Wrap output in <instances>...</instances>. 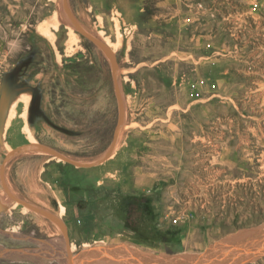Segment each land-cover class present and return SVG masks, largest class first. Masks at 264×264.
I'll return each mask as SVG.
<instances>
[{
  "label": "rangeland",
  "instance_id": "1",
  "mask_svg": "<svg viewBox=\"0 0 264 264\" xmlns=\"http://www.w3.org/2000/svg\"><path fill=\"white\" fill-rule=\"evenodd\" d=\"M98 4L68 0L116 60L63 0H0V170L29 144L103 159L121 120L115 61L124 106L104 162L24 148L8 190L66 224L74 264L103 249L124 264H264V234L220 246L264 229V0ZM15 203L0 180V264H66L61 228Z\"/></svg>",
  "mask_w": 264,
  "mask_h": 264
},
{
  "label": "water",
  "instance_id": "2",
  "mask_svg": "<svg viewBox=\"0 0 264 264\" xmlns=\"http://www.w3.org/2000/svg\"><path fill=\"white\" fill-rule=\"evenodd\" d=\"M63 3H64V9H65L69 19L71 20V22L73 23V25L75 26L77 31L81 34V36H83L84 38L88 39L89 41H91L96 46H98V47L106 50L107 52H109L111 54V56L114 58V60H116L114 52L106 44H104L101 41L95 39L90 34H88L84 29H82L80 27V25L77 23V21L75 20V18L73 17L72 13L69 10L68 0H63ZM116 69H117V62L115 61V70L113 71V78H114V85H115L116 95H117V98H118L120 112H121V120H120V123H119V125L117 126V128L115 130L112 145H111L109 151L107 152L106 156H104L103 159H101L98 162L91 163V164H81V163H77V162L65 157L64 155H62L61 153L57 152L56 150L51 149L49 147H46L44 145H41V144H29V145L23 146L21 148H18L16 150H14L11 154H9L8 157L4 160V162L2 164V167H1V170H0L1 184H2V187H3L4 191L6 192V194L8 195L9 198L14 200L15 202H17L21 206H24V207H26V208H28V209L36 212V213L48 218L49 220L53 221L54 223H56L61 228V230H62V232L64 234L65 243H66V264H73V253H72V249H71V243H70L68 228H67L66 224L62 220H60L59 218L54 216L53 214H51V213H49V212H47V211H45V210H43L41 208L35 207L33 205H30V204L18 199L14 195H12L11 192L8 190V188L6 186V183H5L4 167H5L6 161L8 160V158L12 154H14L15 152H17V151H19L21 149L28 148V147L39 148V149L47 152L48 154L52 155L53 157H56V158H58L60 160H63L65 162H67V163H69V164H71L73 166L79 167V168H91V167H94V166H97V165L101 164L106 159H108L110 157V155L112 154V152L114 151V147L116 145V140H117L119 126L122 123L123 118H124V106H123V102H122V98H121V94H120V89H119V85H118V81H117V77H116ZM6 102H8V98L1 99V104H6V110H7L8 103H6ZM2 114H3V111L0 112V119L3 118ZM5 120H6V118L4 117V120H3L2 126H1V130H0V136L3 133V125H4Z\"/></svg>",
  "mask_w": 264,
  "mask_h": 264
},
{
  "label": "bare ground",
  "instance_id": "3",
  "mask_svg": "<svg viewBox=\"0 0 264 264\" xmlns=\"http://www.w3.org/2000/svg\"><path fill=\"white\" fill-rule=\"evenodd\" d=\"M46 30V29H45ZM72 30V29H71ZM48 31V30H47ZM46 31V32H47ZM39 32H42V29H39ZM45 32V34H50V33H46ZM49 32H50V30H49ZM51 35V34H50ZM24 97H28V95L27 94H23L22 96H19V99H21V98H24ZM18 99V100H19ZM18 100H17V102H18ZM16 103V102H15ZM14 104V103H13ZM15 105V104H14ZM14 105H12L13 106V108H12V110H11V114H14L15 112H14V108H15V106ZM17 105V104H16ZM11 106V107H12ZM27 115V114H26ZM27 131L29 132V134H30V136H31V132H30V130L27 128ZM117 142V141H116ZM22 150V149H21ZM15 204H18V203H15ZM25 209H27L28 210V208H26V207H24ZM31 211V210H30ZM64 211H65V208H63V207H61V214L63 213L64 214ZM258 234H264V229L263 228H256V229H252V230H250V231H242L241 233H238V234H236V235H233V236H231V237H229L228 239H226L225 241H224V243L221 245L220 244V246L221 247H224V246H227V243H231V244H234V245H243V246H245L246 244H249V242L248 241H246V240H250V239H254L255 237H258L257 235ZM261 236V235H260ZM260 236H259V238H260ZM263 236V238H264V235H262ZM261 239V238H260ZM258 239H256V241H257ZM263 240V239H262ZM222 241V240H221ZM260 243H261V241H259ZM264 242V241H263ZM250 244H252V243H250ZM255 244H256V242H255ZM257 244H258V241H257ZM263 244V243H262ZM253 245H254V243H253ZM64 247H66L65 245H63ZM258 246V245H257ZM264 246V245H263ZM235 247V246H234ZM233 247V248H234ZM238 247V246H237ZM236 247V248H237ZM253 247V246H252ZM74 249V248H73ZM110 250L111 249H103L100 253H98V255H96V256H94L93 257V259H91L90 261H92L93 260V262L95 263V264H124L125 263V261L124 260H120L121 258V256H118V255H116L117 256V258H119V259H117V258H114L113 257V255L111 256V254H109V255H107L106 253H108V251L110 252ZM222 249H220L219 251H221ZM92 251H94V252H96L97 250H92ZM218 251V252H219ZM232 251V250H231ZM119 252V251H118ZM127 252H128V250H127ZM65 254H66V252H64ZM128 253H133V254H135V251H133V250H131V251H129ZM218 254V253H217ZM121 255V254H120ZM129 255V254H128ZM256 255H258V254H256ZM131 256V255H130ZM206 256V255H205ZM205 256H202V255H196V256H194V255H188V254H186L185 256H180L179 258H178V260L177 261H175V263H180V262H183V261H188L190 264H192V263H194L195 261L194 260H203L204 258L203 257H205ZM248 256H250V255H245V256H243V257H241V258H239L238 259V261L237 262H234V261H230V262H225V263H219V264H242L244 261H247V260H251V259H253V258H255V256L253 255V256H250L251 258H248ZM229 257V256H228ZM82 258V257H81ZM246 258H248V259H246ZM83 259V258H82ZM124 259V258H123ZM231 259V258H230ZM246 259V260H245ZM87 261L88 260H82V261H79V263L78 264H88L87 263ZM171 262V260H167V262ZM193 261V262H192ZM140 262V261H139ZM133 263V262H132ZM74 264V263H73ZM90 264V263H89ZM143 264H150L149 262H146V263H143ZM170 264H174V262L173 263H170ZM215 264V263H214Z\"/></svg>",
  "mask_w": 264,
  "mask_h": 264
},
{
  "label": "crops",
  "instance_id": "4",
  "mask_svg": "<svg viewBox=\"0 0 264 264\" xmlns=\"http://www.w3.org/2000/svg\"><path fill=\"white\" fill-rule=\"evenodd\" d=\"M97 2V5L99 2H102V0H95ZM144 0H125L124 2L122 0H114V6L119 7L125 14L129 13L130 11L127 9V6H138L139 3L143 2Z\"/></svg>",
  "mask_w": 264,
  "mask_h": 264
}]
</instances>
